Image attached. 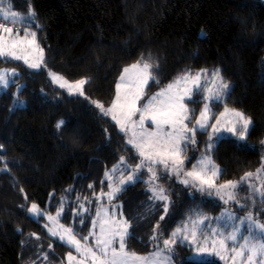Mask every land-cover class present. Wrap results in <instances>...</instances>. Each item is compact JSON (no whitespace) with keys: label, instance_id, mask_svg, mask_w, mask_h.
<instances>
[{"label":"trees","instance_id":"trees-1","mask_svg":"<svg viewBox=\"0 0 264 264\" xmlns=\"http://www.w3.org/2000/svg\"><path fill=\"white\" fill-rule=\"evenodd\" d=\"M11 3L25 15L29 8L34 10L35 23L44 36L46 67L30 69L21 61L0 58V66L15 68L18 73L15 85L0 89V264H53L69 252L67 244L48 233L45 216L28 213L32 203L47 214H56L64 197L62 221L75 226L78 234L79 225L83 232L90 231L99 193L108 189L105 171L121 156L131 162L136 159L117 124L102 115L93 101L109 104L122 70L142 55H150L159 65V84L150 81V92L185 70L221 69L232 86L226 98L228 106L250 116L254 129L247 136V144L231 136L222 137L216 145L212 158L223 170L217 181L239 179L261 164L264 0ZM48 70L71 80L90 78L84 95H70L55 87ZM61 120L64 125L58 129ZM163 181L173 190L164 221L159 219L163 206H152L146 183L128 184L112 200H120L123 214L131 222L129 231L134 238L126 242L130 251L144 254L154 249V244H161L150 239L157 222L167 236L193 208L216 211L222 206L178 181ZM81 217L84 224L79 222ZM188 253L185 246L175 248L173 264H191ZM199 264L222 262L200 259Z\"/></svg>","mask_w":264,"mask_h":264},{"label":"snow or ice","instance_id":"snow-or-ice-1","mask_svg":"<svg viewBox=\"0 0 264 264\" xmlns=\"http://www.w3.org/2000/svg\"><path fill=\"white\" fill-rule=\"evenodd\" d=\"M16 24L22 27L10 26ZM33 27H40L35 23L33 9L29 8L25 15L14 10L11 0H0V58L23 61L30 69L46 67L44 48L37 39V31L29 30ZM202 36L206 37V33H202ZM158 71L159 65L152 62L151 56L145 58L142 55L135 63L123 69L115 85L116 94L110 106L106 108L102 103L93 101L102 115L111 116L120 131L128 137L127 144L132 145L140 157V162L135 166L128 165L130 171L126 175L120 169V165L127 163L124 156L120 157L118 164L111 170H106L108 191L104 192L101 189L98 198L107 196L108 201L111 202L125 190L126 185L137 181L146 183V190L151 193L148 199L162 202L164 214L159 219L164 221L169 211L171 194L169 189L158 181L174 176L179 183L201 193L212 195L214 191L225 204L229 202L239 204L238 191L247 183L253 197L259 194L261 202L264 203V154L261 156L260 167L255 172H245L239 180L216 183L223 170L215 164L211 152L221 142L223 134H231L237 142H241L246 141L250 131L254 129L250 116L242 110L228 106L226 98L230 95L232 86L222 76L221 69L215 68L210 72L209 69L202 68L195 73L185 70L158 92L147 96L145 100L149 82L159 84ZM49 76L70 95L81 96L84 95L83 86L90 79L85 77L70 82L64 76L51 71ZM17 77L15 68L0 69V89L7 90L15 85ZM18 93L19 86H17V95ZM201 96L202 99L196 98ZM142 100L145 102L140 104ZM200 102L203 103V107L199 111V116L195 117V109H190L188 105ZM213 103L224 105L223 111L218 116L212 111ZM194 117L195 122L192 123ZM213 118L215 123L209 124V120ZM146 122L150 124L146 126ZM63 125V120L57 122L58 129ZM209 127L211 132L205 145V153L195 164H192L191 169L186 170L185 162H190L187 156L188 145L197 143L198 130L203 132ZM260 143L264 145V140ZM157 166H162L163 173ZM144 168L149 173L147 181L141 180L138 175ZM117 171H120L119 177L114 176ZM254 178L259 180V187L248 183ZM101 183L103 184L104 181ZM88 187L92 188L93 185L90 184ZM84 199L87 200V197ZM59 203L60 207L55 216L48 214L47 220L57 225L60 231L48 225L45 227L52 236H58L60 241L74 248L79 255L77 258L71 251L68 252V264H173L174 247L177 244H187L190 251L194 249L195 254L188 258L191 264H199L198 257L203 254L219 257L220 260L225 261V264H264V222L252 212L240 217L226 209L215 219L218 221L226 219L232 223L223 227L219 225L213 227L211 223L206 224V221L211 219L207 214L193 210L167 238H164L161 224L157 222L152 229L153 235L150 239L161 241L162 246L156 243L152 252L141 255L126 247L127 239L134 236L129 231L132 227L131 222L123 217L122 212L119 213L120 218H117L109 209L97 208L88 235L78 238L73 227L59 223L64 211V197H61ZM80 207L83 208V205ZM27 211L38 218L46 215L37 203H32ZM76 214L80 215L79 212ZM79 222L84 224L83 217ZM97 223H99L98 233L94 231ZM228 227L231 231H227ZM31 236L39 239L35 233ZM90 236L94 237L92 246L88 243ZM51 247L50 244L49 248ZM47 258L45 254L44 259ZM32 264H35V261Z\"/></svg>","mask_w":264,"mask_h":264},{"label":"rangeland","instance_id":"rangeland-1","mask_svg":"<svg viewBox=\"0 0 264 264\" xmlns=\"http://www.w3.org/2000/svg\"><path fill=\"white\" fill-rule=\"evenodd\" d=\"M14 10H16V9H14ZM19 12V11H18ZM21 13V12H20ZM35 21H36V19H35ZM36 24H38L39 25V23H37L36 22ZM40 26V25H39ZM12 27H14V28H21L22 27V25H20V24H16V25H12ZM30 31H37V39H38V41H39V43H40V45H41V47H43L44 48V44H43V34H42V32H41V30H40V28H35V27H33V28H31V29H29ZM21 35H23V33L21 32ZM45 57H46V52H45V48H44V60H45ZM5 59V58H4ZM21 62H23V61H21ZM135 63V62H134ZM133 64V63H132ZM131 65V64H130ZM130 65H128V66H130ZM42 67H44V66H42ZM127 67V66H126ZM0 69H13V68H10V67H5V66H0ZM49 71H51V72H55V73H57V74H60V75H62V76H64L67 80H69L70 82H74V81H76V80H71V79H69L68 77H66L65 75H63V74H61V73H58V72H56V71H52V70H48V77H49V79H50V81L52 82V84L55 86V87H57V88H59L60 90H62V91H65L66 93H68V91L66 90V89H64V88H60L59 87V85L57 84V83H54L53 81H52V79H51V77L49 76ZM123 71V70H122ZM210 72H211V70H209ZM196 72V71H195ZM195 72H193V73H195ZM122 73V72H121ZM121 73H120V75H121ZM120 75H119V77H120ZM119 77H118V80H119ZM210 78V77H209ZM118 80H117V82H118ZM173 81V80H172ZM172 81H170V82H172ZM116 82V83H117ZM169 82V83H170ZM149 84H150V82H149ZM168 84V83H167ZM166 84V85H167ZM165 85V86H166ZM209 86H211V85H209ZM164 87V86H163ZM163 87H160L159 89H157V90H155L154 92H150L148 89H149V85H148V87L146 88V97H145V100L147 99V96H150V95H152V94H154V93H156V92H158L161 88H163ZM83 90H84V86H83ZM69 94V93H68ZM115 94H116V88H115ZM115 94H114V98H115ZM113 98V99H114ZM197 99H202V96L201 97H196ZM113 99H112V101H113ZM111 101V102H112ZM111 102L109 103V104H103L106 108L108 107V106H110V104H111ZM145 101L144 100H142L141 102H140V104H143ZM101 103V102H100ZM96 106V105H95ZM139 106V105H138ZM189 108L190 109H195V117H198L199 116V111L201 110V108L203 107V103L202 102H200V103H195V104H192V103H189ZM223 105H222V103H213V105H212V111H213V113L216 115V116H218L219 115V113L221 112V111H223ZM97 108V107H96ZM98 109V111L101 113V111H100V109L99 108H97ZM102 114V113H101ZM107 117H109L111 120H112V118H111V116L109 115V116H107ZM195 117L193 118V120H192V123H194L195 122ZM136 118H138V117H136ZM113 121V120H112ZM113 122H115V121H113ZM212 123H215V119L213 118V119H210L209 120V124H212ZM150 124V122H146V126H148ZM118 126V125H117ZM189 126H191V124L189 125ZM118 128H119V126H118ZM120 130V129H119ZM211 132V128L209 127L206 131H197V133H196V141H197V143L195 144V145H188V147H187V156L189 157V160H190V162H188V161H186L185 162V168H186V170L187 169H191V166H192V164H195L196 162H197V159L202 155V154H204L205 153V145H206V143L208 142V136H209V133ZM122 134L124 135V138H125V142L127 141V136L122 132ZM223 137H231V134H228V133H225V134H223ZM264 140V139H263ZM240 143H242V144H247V141H241ZM126 144H127V142H126ZM131 149H133V152H134V154H135V156H136V159L133 161V162H131L128 158H126V156H124L125 158H126V161H127V163L126 164H124V165H120V169L121 170H123L124 171V173H125V175L126 174H128V172L130 171V169H129V167H128V165H132V166H135L137 163H139L140 162V157L138 156V153H137V151H136V149L132 146V145H130V144H127ZM214 150V149H213ZM213 150H212V152H211V155H212V153H213ZM260 150H261V152H262V154H264V145H261L260 144ZM262 154H261V156H262ZM213 159V158H212ZM214 161V160H213ZM119 162V161H118ZM118 162L115 164V165H117L118 164ZM215 162V161H214ZM215 164H217L216 162H215ZM258 167H260V165L258 166ZM257 167V168H258ZM112 168H113V166H112ZM112 168H110V170L112 169ZM157 168H158V170L161 172V173H163V168H162V166H157ZM220 168V167H219ZM256 168V169H257ZM255 169V170H256ZM255 170H253L252 172H255ZM119 175H120V171H117L116 173H114V176L115 177H119ZM138 175L140 176V178H141V180H143V181H147L148 180V177H149V173L147 172V169L146 168H144V169H141L140 170V172L138 173ZM175 180V181H178L174 176L173 177H171L170 179H167V180ZM235 180H239V179H235ZM179 182V181H178ZM158 183H160V184H162V185H164V187H166V188H168L169 189V191H170V194H171V196H172V193H171V191H173L172 190V187L171 186H169L167 183H165L163 180H160V181H158ZM216 183L217 184H219V183H224L223 181H221V182H218V181H216ZM248 183H252V184H255L257 187H259L260 186V182H259V180H257V179H252L251 181H249ZM183 185V184H182ZM127 186V185H126ZM185 186V185H184ZM108 191V189L107 190H105L104 192H107ZM190 191H193V188L190 190ZM206 194V193H205ZM203 196V195H202ZM206 196H208V197H211V199L212 200H214L215 202H219V203H221L222 204V206L218 209V210H216V211H203V210H200L198 207H195V208H193L188 214H186V215H183L180 219H179V222H178V224L176 225V227L178 226V225H180L183 221H185L187 218H188V216L193 212V210H195V211H198V212H201V213H204V214H207V216L208 217H210L211 219H210V221H206V224L207 223H211V225L213 226V227H215V226H217V225H219V226H221V227H223L225 224H231L232 222L231 221H227L226 219H222V220H216L215 218H217V217H220L221 216V213L222 212H224L226 209L227 210H230L231 212H233L236 216H240V217H243V216H245L248 212H252L253 213V215L254 216H256V217H258L259 218V220L261 221V222H264V211L262 210L263 208H264V203H262L261 202V197H260V195L259 194H256L254 197H253V194H252V190L248 187V184L246 183V184H244V185H242L241 186V189L238 191V199H239V201H240V203L239 204H237V203H235V202H229L228 204H225L224 203V201L223 200H221L218 196H216L215 195V192L213 191V194L212 195H206ZM150 202H152L153 204H152V206H154V205H156V204H160V205H162V202H156V201H150ZM241 205H245V207H241ZM31 206V205H30ZM29 206V207H30ZM114 206H118V207H114ZM97 208H102V209H109L112 213H114L116 216H117V218H120V216H119V213H123V210H122V208H121V202H120V200H116V201H111V202H109L108 201V198H107V196H104V197H102V198H98L97 199V205H96V207H95V211H94V214H93V217H92V220L95 218V213H96V210H97ZM213 208H214V206L213 205H211L210 206V209H212L213 210ZM47 213H46V215H45V225H48V227H53V228H56L57 229V231H60V229H58V227H57V225H54L52 222H50V221H48L47 220ZM50 215H53V216H55V214H53V213H51ZM33 216V215H32ZM33 217H36V216H33ZM123 217L125 218V216H124V214H123ZM59 223L60 224H63V225H65L66 227H68V226H70V227H73V229L75 228V226H71L70 224H68V223H65L64 221H62V219H61V217H60V219H59ZM176 227H174L173 229H172V231L176 228ZM90 229H91V226H90ZM77 231H79V234H78V238L80 237V236H84V235H88V233H86L85 231L83 232L82 231V227H80V225L77 227ZM96 233H98L99 232V223H97V226H96V229L94 230ZM163 231V230H162ZM171 231V232H172ZM227 231H231V228L230 227H228L227 228ZM75 232V231H74ZM170 232V233H171ZM49 233V232H48ZM76 233V232H75ZM169 233V234H170ZM50 234V233H49ZM168 234V235H169ZM51 235V234H50ZM168 235L166 236V235H164V238H167L168 237ZM54 237V236H53ZM55 238H57L58 240H59V237L58 236H56ZM62 242V241H61ZM156 242H161V241H156ZM64 243V242H63ZM88 243H89V245L90 246H92V245H94V237H89V241H88ZM66 244V243H65ZM181 244H177L175 247H174V249L175 248H178L179 246H180ZM69 246V245H68ZM118 246V245H117ZM161 246H162V242H161ZM181 246H185L186 247V249H187V251L189 252L188 253V258H190V257H192L194 254H195V252H194V249L192 250V251H190L189 250V247L187 246V244H184V245H181ZM70 247V246H69ZM154 249H152L151 251H149V252H147V253H144V254H141V255H148L150 252H152ZM72 252L73 253V255L74 256H77V258H79V255L75 252V249L74 248H72V247H70V250H69V252ZM68 254V253H67ZM138 254H140V253H138ZM200 259H204V260H207V259H219V257H216V256H214V255H208V254H203L202 256H200V257H198V260H200ZM220 260V259H219ZM221 262H222V264H225V261H223V260H220ZM53 264H68V261H67V255H66V257L64 258V259H61L60 258V260H59V262L58 263H53Z\"/></svg>","mask_w":264,"mask_h":264}]
</instances>
